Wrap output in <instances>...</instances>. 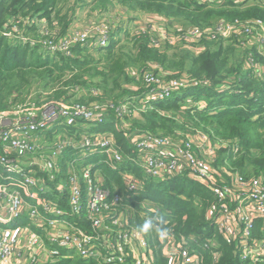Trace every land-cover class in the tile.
I'll return each mask as SVG.
<instances>
[{"label":"built area","instance_id":"1","mask_svg":"<svg viewBox=\"0 0 264 264\" xmlns=\"http://www.w3.org/2000/svg\"><path fill=\"white\" fill-rule=\"evenodd\" d=\"M197 1L208 6L224 2ZM232 1L241 4L248 0ZM257 2L264 5V0ZM151 15L155 17L153 21V18L134 19L123 25L128 28L124 30L137 34L147 31L146 25L153 22L152 30L156 34L151 36V42L156 48L181 42L198 51L205 47L207 40L233 41L239 50L247 53L245 69L253 78L264 81V63L258 60V57L264 58L262 19L219 21L210 28L189 25L170 32L168 22L162 16ZM31 18L30 29L40 27L42 37L50 41L46 47L51 53L71 55L76 44L84 46L81 31L62 35L59 30H54L56 36H53L45 25L46 20ZM20 21L15 22L13 18L6 23L2 34L15 41H27L19 26ZM93 28L96 36H93L91 47L96 51L109 45L117 27L111 22ZM68 41L73 44L66 48L55 47ZM151 70L143 73L146 86L132 88L139 92L116 108L120 129H124L120 121L126 123L128 117L126 104L138 101L151 108L154 102L164 101L179 90L204 83L172 81L166 86ZM138 71L134 70L133 75H139ZM219 85L229 88L227 83ZM84 91L80 90V93ZM22 106L0 112V210L6 212L3 215L0 211L1 264H23L22 256L26 251L34 264H45L56 260L62 249L75 251L91 264H158L155 238L168 264H204L205 252L210 253L214 263L219 260L221 250L216 237L178 231L176 222L166 218L161 206L153 204L147 197H137L143 192L145 182L132 170L121 171L126 192L112 193L103 187V177L96 164L84 161L98 154L104 163L119 169L124 160L112 132L92 131L91 134L84 131L79 137L76 131L70 132L72 127L87 128L103 123L115 108L113 100L101 98L88 105L49 101L20 114L18 109ZM135 110L134 117H140L138 108L133 110V115ZM134 135L138 139L141 137L144 146L131 141L135 144L131 159L142 167L147 177L167 181L188 176L205 184L215 198L207 209V218L224 239L236 243L235 253L242 264H264V172L246 176L232 165L218 164L223 150L233 155L239 152L240 145L236 141L214 138L199 130L187 132L182 138L159 135L149 140L145 137L152 135L146 131ZM99 149L103 151L97 152ZM65 154L70 160L67 187L60 180L57 189H67L68 208L46 195L51 188L49 183L61 177L59 158L65 159ZM25 210H28V219L35 228L31 230L28 242L23 240L26 236L21 229L13 230L7 226L24 217ZM26 230L28 232V228ZM41 251L44 258H41Z\"/></svg>","mask_w":264,"mask_h":264},{"label":"trees","instance_id":"2","mask_svg":"<svg viewBox=\"0 0 264 264\" xmlns=\"http://www.w3.org/2000/svg\"><path fill=\"white\" fill-rule=\"evenodd\" d=\"M67 1L0 0V30L3 29L4 22L15 18L21 20L19 26L25 35L32 31H41L38 30L40 27L30 29L29 23L33 17L49 22L53 36H56L54 32L57 30L65 35L73 24L72 15L75 14L72 10H67L68 14L64 12L66 10L64 3ZM224 1L208 6L206 3H198L197 0H95L94 7L97 12H108L116 6L124 8L127 12L132 11L130 23L137 19L139 12L158 16L166 13L200 28H210L219 21H247L253 18L264 21L262 4L253 0L241 4H235L232 0ZM71 17L73 18L70 19ZM114 32L122 33L121 41H114L105 47L106 50L100 47L101 49H97L92 56L88 53L91 49L79 44L72 48L71 55L61 52L43 55L38 52L37 47L31 49L29 44L9 42L0 32V112L9 110L21 96L27 95L37 82L42 83L43 89L50 88L54 96L64 102L88 105L101 98L113 100L115 108L103 123L92 124L87 128L80 127L82 132H92L96 129L112 132L116 142L121 145L124 160L119 164V169H113L104 163L100 155L84 160L98 166L103 177V187L112 193H125L126 186L121 171L132 170L145 182L143 192L137 197H147L153 204L161 206L166 218L176 222L178 231L217 238L221 256L214 263L210 253L205 252L204 264H242L235 253L236 243L224 239L207 218V209L215 199L212 191L202 182L188 176L167 181L147 177L142 167L131 159L134 156L135 144L130 141V135L136 127L155 134L162 131L165 136L176 135L178 132L185 136L187 132L204 131L214 138L236 141L240 145L236 155L226 150L222 151L228 154L231 165L246 176L260 174L264 172V115H261L264 109L257 108L259 104L257 93L263 90L264 83L254 79L249 72L241 68L245 58L238 65L230 63L231 60L239 59L236 55L239 49L233 41L227 40L226 48L223 46L225 41L220 40V43L216 41L214 48L207 47L205 43V47L198 51L185 47L189 52L168 53L166 49L161 51L152 46L151 35L147 31L143 30L132 36L129 30L125 31L123 26H119ZM116 53L117 55L110 60ZM95 56L102 59L98 61ZM152 67L162 71L163 78L169 85L172 81L204 83L175 94V98L154 102V109L146 106V111L138 118L142 122L127 124V121L126 123L120 121L124 129H116L115 125L119 122L115 113L116 108L123 103L122 101L139 92L132 88L140 89L146 86L143 73L150 71ZM136 69L140 71L137 76L133 75ZM232 79L234 85H229L228 81ZM221 82L234 88V92H221L218 89L221 88L219 85ZM202 86L205 87L200 88ZM80 90L85 91L81 94ZM95 91L99 93L95 94ZM251 93L252 97L249 96ZM190 94H194L192 96L194 99L186 100L184 103ZM209 96L212 99L206 100L209 106L205 108L203 103ZM135 102L129 105L131 110L137 108L138 101ZM188 120L194 127H189ZM76 129L72 127L70 132ZM182 129L186 131H181ZM47 135L51 136L49 133ZM220 160H225L222 153ZM220 162L218 164H222ZM60 180L62 177L49 183L51 188L46 195L60 202L64 208H68L67 189L65 191L57 189ZM27 218L28 216H24L18 220L19 224L27 223ZM155 245L157 263L168 264L157 238ZM60 252L61 255L56 260L45 264H91L75 251L62 249Z\"/></svg>","mask_w":264,"mask_h":264},{"label":"rangeland","instance_id":"3","mask_svg":"<svg viewBox=\"0 0 264 264\" xmlns=\"http://www.w3.org/2000/svg\"><path fill=\"white\" fill-rule=\"evenodd\" d=\"M247 2H249V1H247ZM94 3H95V0H68L67 2L64 3V7H66V10L64 12H66L67 14L69 13L67 10H72L73 11V14H74L76 12V10L79 9L78 10V13L76 15L77 17H74L73 25H72V28L70 27L69 32L70 31H72V32L81 31V34H82L81 41H85L84 42V46L85 47H88L89 49H91V52H88L91 56H92V54L95 55L93 53V50H92L93 47H91V45H92V43L94 41L93 36H96V34H94V32L92 30L93 27H94L93 29H95L96 27H100L102 24H109V23L112 22V23H114L115 27L118 28L120 25L123 26V25L129 23L130 20H131V18H132V11L127 12V10H125L124 8H121L119 6H116V10H118L120 12V14H117V15L109 16V15H107V12H104V11L103 12H97V10H95V7H94L95 4ZM93 10H95V11H93ZM161 16H162V18H164L168 22V27L169 28H167V29L170 32H176L179 29H182V28H184L186 26H189V24L184 23L179 18L173 17V16H169L166 13L161 14ZM72 18L73 17H71L70 19H72ZM142 18H144V19L153 18L151 20V21H153L155 17H152L151 13H148V12L147 13L146 12L145 13L139 12L137 14V19H140L141 20ZM12 19L13 18L8 19L6 22H4V25L6 23H10V21ZM181 19H183V18H181ZM151 21L146 25V29H147V32H149L150 35L152 36V35L156 34V31L152 30V23L153 22H151ZM15 22H16V19H15ZM4 25H3V27H4ZM45 25L49 29V22L45 23ZM124 28L125 29H128L127 27H124ZM133 29H134V27H133ZM0 32L1 33H4L3 30H0ZM130 33L132 34V36H135L136 35L135 34V31L130 32ZM26 37L28 38L27 41H24V40H19V41L16 40L15 41L14 39L9 38V37H7V39H8L9 42H13V43H22V45L29 44L30 47H31V49L37 47L38 48V52L39 53H42L43 55L52 54V53H49L51 51L46 47V43L47 42H50V41L48 39L42 37L41 31H32V32H29V34L26 35ZM61 41H62V37H60V43H61ZM216 41H218V40H207V41H205V43H206L207 47L214 48V46L216 45L215 43H217ZM226 42L227 41H225V45L223 44V46L225 48H226V45H227ZM180 43H176L175 45H166V46H162V47H157V49H159L161 51L166 49V51L168 50V53H172V52L187 53V52H189V50L187 48H185V46L182 45V44H180ZM72 44H73L72 41H68L65 44H61V45L60 44H57L55 47H58V48L59 47L66 48L68 45H72ZM103 49L106 50V48H103ZM102 51L104 52V50H102ZM116 55H117V53L114 54V55H112L110 57V60L113 59ZM236 55L239 57V59L237 61L231 60L230 63L232 65H238L240 62H242V59L244 60V58L247 56V53L245 54L244 52H242V50H238L237 53H236ZM98 56H95V57H96V59H98V61H100L102 58H98ZM258 60L260 62L264 63V58L258 57ZM246 65H247V58H245L242 66H241V68L244 70V68L246 67ZM151 71H153L154 74L166 86H169L168 85V81L165 78H163V75H162V71L161 70H158L157 71V67H156V68L152 69ZM138 72H140V71H138ZM259 81H261V82L264 83L263 80H259ZM219 84H226V83L221 82ZM228 84L229 85H234V79L229 80L228 81ZM203 87H205V86H202L200 88H203ZM218 89H220L221 92H225V91H229V93L234 92V88H231L230 86H229V88L222 89V87H221V88H218ZM182 91H184V90H182ZM182 91L179 90V91L175 92L174 94H172L171 97L172 98H175V94L180 93ZM215 93L217 94L216 91H215ZM209 94L212 95L211 93H209ZM193 95L194 94L188 95L187 98H185L184 103L186 102V100L194 99V97H192ZM249 96L252 97L253 96V93H251ZM257 96H258L257 98L259 99V104H258V107L257 108H259V109H262L263 108L264 109V88H263V90L261 92L257 93ZM24 97L21 96L20 99L17 100L14 103V105H12V107L10 109H12V108L13 109H17V107H19L20 105H23L21 108L18 109L19 113L22 114V113H24L25 110H29V109L35 110L38 107H40V105H43L46 102H49V101H58V100L61 101V99H57L54 96V93L52 92V90L50 88H47V89L44 88L43 89L41 82L35 83L31 87L30 92L27 95H25ZM127 99H130V97H128ZM211 99H212V97L209 96L207 99L204 100V103L203 104H204V107L205 108H207L209 106L207 101H211ZM126 107H127V112H128V117L126 119L127 124H133V123H136L137 121H141L140 119H138L139 117H134V116H136V112H137L136 110H135V114L133 115V110L134 109H132V112H131V109H129V107H130L129 104H126ZM126 107H124L123 109L126 110ZM137 108H138V110L141 113L142 112H145L146 109H147L145 103H138L137 104ZM151 108L154 109L153 104L151 105ZM137 116H138V114H137ZM188 125H189V127H194V125L191 123L190 120H188ZM115 127H116V129H120V126L117 123H116ZM82 131L83 130L80 127L77 126V129H76L75 134H78V137H79V135H80V133ZM141 131H142L141 128H137L136 127V130L134 131V134H140ZM181 131H186V130H183L182 129ZM93 132H101L102 133V132H107V131L106 130H98V129H96V131H93ZM161 132L162 131H158V132H156V134L155 133H150L152 136H150V137L149 136H146L145 139L153 138L154 136L159 137V135H164ZM91 134H92V132H91ZM134 134L131 136L130 141L136 143L138 146H144V141L143 140H140L141 137H140V139H138L137 137H135L136 135H134ZM171 135H167V136H171ZM181 135H182L181 132H178L176 135H172V136H175L176 138H182ZM113 136H114V134H113ZM71 138H74V137H71ZM114 138H115V136H114ZM149 140H151V139H149ZM118 148H121V145L120 144L118 145ZM101 151H103V149L97 150V152H101ZM120 151H121V149H120ZM120 151L118 149V152L119 153H121ZM95 155H98V154H95ZM223 155H224V157L226 159V162L223 161V160L222 161L220 160L221 161L220 163H222V165L231 166V162L228 159V154L225 153V152H222V156ZM59 164H60V174H61V177H62L61 182L65 185V187H67V171H68V168L70 166V160H69L68 154H65V159L64 158H59ZM96 169H98V166H97Z\"/></svg>","mask_w":264,"mask_h":264},{"label":"crops","instance_id":"4","mask_svg":"<svg viewBox=\"0 0 264 264\" xmlns=\"http://www.w3.org/2000/svg\"><path fill=\"white\" fill-rule=\"evenodd\" d=\"M254 2H256V3H258L257 2V0H253ZM225 2V1H224ZM223 2V3H224ZM78 10L79 9H77L76 10V12H75V14L74 15H72V16H74V17H77L76 15H77V13H78ZM93 11H95V10H93ZM123 12V11H122ZM117 14H120V12L118 11V10H116V7H114L113 9H110L108 12H107V15H109V16H113V15H117ZM136 18H137V16H136ZM76 19V18H75ZM136 20H138V19H136ZM73 25V24H72ZM71 28H72V26H71ZM121 39H122V33H119V32H116L113 36H112V38H111V40H110V45L114 42V41H121ZM94 52H96V51H93V53ZM244 71H246V72H248L245 68H244ZM255 79V78H254ZM1 211V213L3 214V215H6V212L3 210V209H1L0 210ZM24 216H26L27 217V215H28V210H25L24 211ZM21 218H23V217H21ZM28 219V218H27ZM20 220V219H19ZM30 222L31 221H29V219H28V222L27 223H21V224H19L20 222H18V220H16V221H14V222H12L11 224H7V226H9V227H11V229H13V230H16V229H21L22 230V232H23V235L24 236H26V237H24L23 238V240H25L26 242H28L29 240H30V233H31V230H35V228H34V226H32L31 224H30ZM26 228H28V232H27V230H26ZM29 252H25L24 254H23V256H22V258L24 259V263L23 264H34L31 260H30V257H29ZM41 258H44V252L43 251H41ZM1 264V263H0ZM38 264H44V262H38Z\"/></svg>","mask_w":264,"mask_h":264},{"label":"clouds","instance_id":"5","mask_svg":"<svg viewBox=\"0 0 264 264\" xmlns=\"http://www.w3.org/2000/svg\"><path fill=\"white\" fill-rule=\"evenodd\" d=\"M110 44V43H109Z\"/></svg>","mask_w":264,"mask_h":264}]
</instances>
